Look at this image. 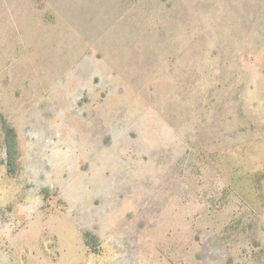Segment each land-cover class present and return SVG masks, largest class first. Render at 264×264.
Here are the masks:
<instances>
[{"label":"rangeland","instance_id":"1","mask_svg":"<svg viewBox=\"0 0 264 264\" xmlns=\"http://www.w3.org/2000/svg\"><path fill=\"white\" fill-rule=\"evenodd\" d=\"M0 264H264V0H0Z\"/></svg>","mask_w":264,"mask_h":264},{"label":"trees","instance_id":"2","mask_svg":"<svg viewBox=\"0 0 264 264\" xmlns=\"http://www.w3.org/2000/svg\"><path fill=\"white\" fill-rule=\"evenodd\" d=\"M8 131V130H7ZM8 136L12 139V142H10V148H11V150H13L14 149V142H15V135H14V133H11V131H8ZM13 136V137H12ZM9 141H10V139H9Z\"/></svg>","mask_w":264,"mask_h":264}]
</instances>
